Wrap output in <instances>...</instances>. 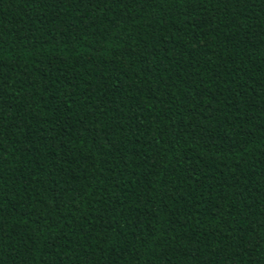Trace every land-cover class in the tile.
<instances>
[{
	"label": "trees",
	"instance_id": "1",
	"mask_svg": "<svg viewBox=\"0 0 264 264\" xmlns=\"http://www.w3.org/2000/svg\"><path fill=\"white\" fill-rule=\"evenodd\" d=\"M0 264H264V0H0Z\"/></svg>",
	"mask_w": 264,
	"mask_h": 264
}]
</instances>
